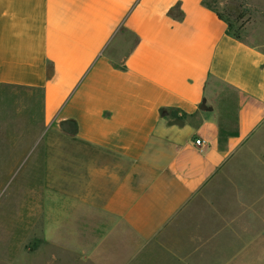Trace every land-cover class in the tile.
Wrapping results in <instances>:
<instances>
[{
  "label": "crops",
  "instance_id": "crops-1",
  "mask_svg": "<svg viewBox=\"0 0 264 264\" xmlns=\"http://www.w3.org/2000/svg\"><path fill=\"white\" fill-rule=\"evenodd\" d=\"M204 1L0 0V86L42 90L53 134L41 225L59 253L39 264H246L261 247L259 204L196 201L264 124V42Z\"/></svg>",
  "mask_w": 264,
  "mask_h": 264
},
{
  "label": "rangeland",
  "instance_id": "rangeland-1",
  "mask_svg": "<svg viewBox=\"0 0 264 264\" xmlns=\"http://www.w3.org/2000/svg\"><path fill=\"white\" fill-rule=\"evenodd\" d=\"M222 12L247 9L242 34L264 42V0H209ZM242 20L237 22V26ZM256 35V36H255ZM42 90L0 86V264H39L58 250L42 237L43 192L52 184L51 153L43 122ZM235 108L230 117H235ZM57 138V137H56ZM244 202L264 211V124L197 198L198 203ZM264 222V220H263ZM246 264H264V240Z\"/></svg>",
  "mask_w": 264,
  "mask_h": 264
},
{
  "label": "trees",
  "instance_id": "trees-1",
  "mask_svg": "<svg viewBox=\"0 0 264 264\" xmlns=\"http://www.w3.org/2000/svg\"><path fill=\"white\" fill-rule=\"evenodd\" d=\"M205 5H207L212 10L216 11L218 16L223 19L225 22H227L229 31L238 39H244V36L242 34V31L244 29V25L246 23V20H243L247 15V9L243 8V5L240 6L241 12L237 16L234 17L233 12H222L216 9L212 3L209 2V0L204 1ZM239 20H242V23L237 26V22Z\"/></svg>",
  "mask_w": 264,
  "mask_h": 264
},
{
  "label": "built area",
  "instance_id": "built-area-1",
  "mask_svg": "<svg viewBox=\"0 0 264 264\" xmlns=\"http://www.w3.org/2000/svg\"><path fill=\"white\" fill-rule=\"evenodd\" d=\"M203 141L201 140V139H198L197 141H196V143L197 144H201Z\"/></svg>",
  "mask_w": 264,
  "mask_h": 264
}]
</instances>
